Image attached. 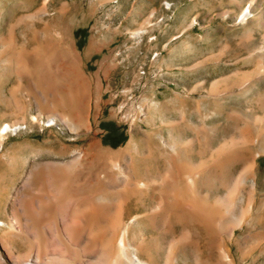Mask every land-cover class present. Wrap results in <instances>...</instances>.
<instances>
[{
  "label": "rangeland",
  "instance_id": "rangeland-1",
  "mask_svg": "<svg viewBox=\"0 0 264 264\" xmlns=\"http://www.w3.org/2000/svg\"><path fill=\"white\" fill-rule=\"evenodd\" d=\"M3 123L0 264H100L126 222L147 263L220 264L202 220L160 204L171 161L184 197L191 173L212 214L250 221L233 263L264 264V0H0ZM104 152L155 194L106 189Z\"/></svg>",
  "mask_w": 264,
  "mask_h": 264
},
{
  "label": "bare ground",
  "instance_id": "bare-ground-1",
  "mask_svg": "<svg viewBox=\"0 0 264 264\" xmlns=\"http://www.w3.org/2000/svg\"><path fill=\"white\" fill-rule=\"evenodd\" d=\"M249 13H250L249 12V7L246 8V9H243V12L241 14L242 15V20L244 19L245 21H247V19H249L248 18V14ZM242 24H243V22H242ZM144 30H146V29H144ZM132 32H135V30L132 31ZM136 32L140 33L141 30L140 31H136ZM64 118H62L61 116L58 117V118L48 117L47 120L48 121H50V120H52V121L54 120L55 121V119H59L61 122L65 123L67 120H65ZM66 124H67V122H66ZM19 125L20 124H17V123H12V124L3 123V124H1L0 125V129H1L0 130V140L4 138L3 134L8 131V128H9V130L11 129L13 131V129L16 130V128L20 127ZM126 146H127V144H126ZM128 146H129V144H128ZM127 150H128V152H127L128 155H130V153L133 150V148H131V147L129 148L128 147ZM104 155L111 162V168H108V169L106 168L107 169L106 175L102 174L104 176V178H105V179L102 180V182H103V185L106 187V189H110V191L113 192V190L115 189L116 186L122 184L128 191H134V190L137 189V190H139L140 192H143V193H145V191H146V193L148 192L149 196H150L151 193L155 194V192H152V191L157 189L156 186L148 185V182H146V180H140L139 179V180L134 181L135 172H134V174L132 173L133 168H131V166L129 165L130 164L129 161H128L129 164L126 163V162L123 163V162L116 161L112 155H109V156L106 155L105 152H104ZM117 155L118 154H116V156ZM159 155H162L161 152H160ZM130 156H132V155H130ZM110 162H109V164H110ZM168 163H170V161ZM170 164H171V166H170ZM170 164H168L170 166V169L166 170L164 175H163V178L166 179L167 185L169 186V191H168L169 199H166V197H161L160 196L161 197L160 198V204L164 203L165 200H169V202L171 201L173 204H176V205H181V204L185 203L186 206H187V209L189 211L188 215H190L191 217L195 218L196 220H198V218L201 219L202 223L204 225V230L207 232V234H210L212 236V242H214L213 245L215 246V249H216V251L218 253V256L222 259V262H220V264H234L233 260L231 258V254H230L229 249L227 250L226 247L224 248L223 243L225 241L232 242L234 240V237H235V229L237 227L243 226L244 223H246V224L250 223V221H248L244 216H240V217H237L235 219H234V217H232L231 219H229V221L225 222L219 216H216L215 214H212L213 210H211L206 205L205 202L199 200L198 194H197V192H195V188H196L195 187V185H196L195 181L197 180V178L195 179V175L193 176V175H191V173L190 174H186V178L185 179H186V182H187V187H189V189L192 188V190H189V194L186 195L187 197H184L183 196V192H182V186H181V182H182V179L184 177L181 176V174L177 170V167L174 164H172V161H171ZM169 166H167V168ZM154 171H156V170L154 169ZM102 182H101V184H102ZM252 184H255V183L252 182ZM252 186L253 185H251V187ZM253 187H255V186H253ZM110 191L108 190V192H110ZM146 193H145V195H148ZM249 204H247V205H249ZM158 205H159V203H158ZM29 206L31 207V204H29ZM247 208H248V206H247ZM248 209H250V208H248ZM90 210H91V208H88V211H90ZM156 214H158V213H156ZM150 215H152V214H150ZM135 218H136V215L131 216L130 219H128V222L134 221ZM24 219L25 220H30L31 219L30 214L29 215L26 214L24 216ZM71 220L73 221L74 225H78V223L84 222L83 221L84 217L82 216V214H77L75 212L74 215H73V218ZM116 220H117V223H120L119 217H117ZM136 220H138V219H136ZM3 222L4 221L0 220V225H2ZM126 223L124 224V227L122 228V230H121V232L119 234V237L117 239V243L115 245L116 248H113L112 252H111V249H110V246H111L112 243L109 242L110 237L107 240L108 242L106 241L104 251H101V253L104 252L103 256L99 257V258L97 257V260H98V262H100V264H150L149 261L147 263L145 260L140 258L138 255H136V254L131 252V250H130L131 247L126 243L127 241L125 240V237L127 235V224ZM8 224H9V228L10 229L16 228V220L15 219L12 218V219L8 220ZM112 225L114 226L115 224H112ZM203 225H202V227H203ZM110 252H111V254H113V255H111V257L109 256ZM34 261H37V260L35 259ZM43 264H47V262L44 261Z\"/></svg>",
  "mask_w": 264,
  "mask_h": 264
}]
</instances>
